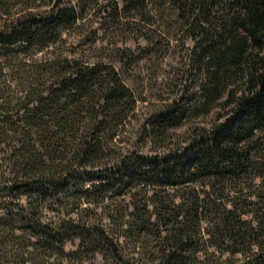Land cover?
<instances>
[{
  "label": "trees",
  "instance_id": "trees-1",
  "mask_svg": "<svg viewBox=\"0 0 264 264\" xmlns=\"http://www.w3.org/2000/svg\"><path fill=\"white\" fill-rule=\"evenodd\" d=\"M60 195L121 227L46 220ZM75 233L111 264H264V0H0V264Z\"/></svg>",
  "mask_w": 264,
  "mask_h": 264
},
{
  "label": "rangeland",
  "instance_id": "rangeland-1",
  "mask_svg": "<svg viewBox=\"0 0 264 264\" xmlns=\"http://www.w3.org/2000/svg\"><path fill=\"white\" fill-rule=\"evenodd\" d=\"M170 6L171 5L167 4L165 7L170 8ZM146 10H147L146 11L147 14H149L148 8ZM95 14H96L95 12L92 14L89 11L88 18L93 19V20L95 19L96 21L100 22L99 17L96 16ZM151 14H152L151 16L147 15L148 17H146L145 19H142L140 18V16H138L135 13L134 9H130V10L126 9L125 11H121L119 13V17H121L123 21H129L132 23L138 22L139 25H140V22L144 20V24L149 31L154 30L158 34H161V36L164 38L165 30L157 24V20L162 19V17L164 18V16H162L161 14H158L155 11L152 12ZM167 16L170 17V14H168ZM133 17L136 19H133ZM168 21L172 22L171 19ZM172 24L174 25V22ZM128 36H129L128 42H132L136 38V37L133 38L130 35ZM187 42L188 44H191L190 40H188ZM187 52L188 50H185V48L184 49L182 48L181 53L186 54ZM162 54H165L167 56L166 50H164ZM187 57L188 56H185L184 62L187 61L186 60ZM149 71L150 72L155 71L154 80L153 82L150 81L149 83L154 84V87L157 88L161 84V77L163 76L162 71L160 69L158 70L149 69ZM182 72L183 71H180V74L177 75L178 78L184 77L182 75ZM144 78H146V75ZM147 87L149 88V86ZM24 197H25L24 195H20L19 198L23 200ZM78 199L76 197H68V196L60 195L59 198H57V202L54 205V207L45 208V210L43 211L44 212L43 218H45L46 220H49V219L57 220L59 217H62V216H66V217L73 216L76 222L83 223L79 226V229L83 227L87 229V228H92L91 227L92 225L98 226L100 224H105L108 227H110L112 231L119 230V227H121L120 222L116 220L108 219V216H107L108 210L106 208L103 209L101 205H96V203H94L93 201H87L86 199L82 200L81 198L80 200ZM206 226L207 225H205V230L207 228ZM206 234L207 233L205 232L203 236H206ZM78 235L79 234L75 233L73 234L72 237H66V240H64L63 242L66 250L78 248L79 249L78 253L72 255V257L70 258L69 257L66 258L64 256L62 257L61 253L57 254L58 250L55 248L54 249L55 252L51 253L52 256L55 257L57 255L58 257L57 260L58 261L61 260L63 262L62 264H105L106 262L111 264V262H113L112 258L111 260L110 259L106 260V257H105L106 254L100 248L88 247L87 244H82V247H81L82 237ZM125 244H127V246H124L127 252H135L137 250L142 249L141 244L135 246V243H133L132 241H129V243H125ZM198 248H199V242H198ZM151 256H153V254H150V257ZM216 256H217V261H218V263L216 264H238L239 262L243 261V256H241L240 254L238 253L232 254V253H229L228 251L222 252V251H219V249L217 250ZM146 258H148L147 255L144 258V260L142 259L143 264H149ZM55 263L58 264L57 262Z\"/></svg>",
  "mask_w": 264,
  "mask_h": 264
}]
</instances>
